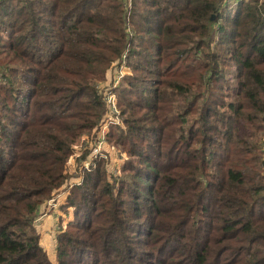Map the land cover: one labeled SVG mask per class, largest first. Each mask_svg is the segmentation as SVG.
<instances>
[{
	"label": "trees",
	"instance_id": "trees-1",
	"mask_svg": "<svg viewBox=\"0 0 264 264\" xmlns=\"http://www.w3.org/2000/svg\"><path fill=\"white\" fill-rule=\"evenodd\" d=\"M263 139L264 0H0V264H264Z\"/></svg>",
	"mask_w": 264,
	"mask_h": 264
},
{
	"label": "rangeland",
	"instance_id": "rangeland-1",
	"mask_svg": "<svg viewBox=\"0 0 264 264\" xmlns=\"http://www.w3.org/2000/svg\"><path fill=\"white\" fill-rule=\"evenodd\" d=\"M114 96H113V100H112L113 102H111L109 104L110 110L115 109L114 108V103H115L114 102L115 101ZM110 116H111V118L109 120L105 121L103 127H101L99 133L97 134L98 137H96L95 139H92V138L88 137L87 135H84V136L80 137V139L76 142V144H74V147H73L74 152H73L72 156H70V158L67 162L68 171L73 173V175H71L68 178V181L70 179L73 180L74 178L76 179V178L80 177L82 162L85 159H81L79 161V164H77L78 159H76V158L80 157L82 155V153L87 149H89V153H88L89 155L92 154L91 151L94 152L93 145L97 144L98 140L101 137L100 135H102L104 133V131L108 128L107 122L108 121H111L113 123H119L120 122L121 118L119 115H118V117H115V115L110 114ZM241 127H243V126H241ZM102 129H104V130H102ZM244 129H246L245 130L246 134L250 135V132L252 131V127L249 125H246ZM110 153L112 155L114 154L113 151H110ZM115 157L117 158V161H115V163L113 161L114 159H112V158H111L112 159L111 161H108L109 168L113 169V168H115V165H117L118 162L120 163L119 155H115ZM77 165H78V167H77ZM112 165H113V167H112ZM261 167L264 169V165H262ZM63 191L64 190H61V188L58 189L50 199L43 202L41 204V206L38 208V212H37V214L33 220V225H34L35 231L39 235V244L42 247L43 251L45 252L47 259L52 264H57L56 263V254H57L58 248H57L56 234H57V232H60L61 228H65V226H64L65 220L69 217H72V207H69V209H71L70 213L68 212L69 214H67V213L62 214V211L64 212V210H62V211L60 210V209H62L61 206L64 204L61 201V200H63L62 199L63 198ZM204 212H206V210H204ZM203 214L204 213H200L199 216H203Z\"/></svg>",
	"mask_w": 264,
	"mask_h": 264
},
{
	"label": "built area",
	"instance_id": "built-area-1",
	"mask_svg": "<svg viewBox=\"0 0 264 264\" xmlns=\"http://www.w3.org/2000/svg\"><path fill=\"white\" fill-rule=\"evenodd\" d=\"M122 75H123V70H122V65H120L119 67H118V69H117V72H116V76H117V79H116V81H115V83L114 84H117L118 83V81L120 80V78L122 77ZM113 96H114V93H111L109 96H108V102L109 103H111V102H113L112 100H113ZM115 97V96H114ZM116 109H112V111H115ZM102 130H104V129H102ZM102 142H103V140H100L99 141V147H100V145L102 144ZM261 155H262V160H263V162H264V139L262 140V142H261Z\"/></svg>",
	"mask_w": 264,
	"mask_h": 264
},
{
	"label": "crops",
	"instance_id": "crops-1",
	"mask_svg": "<svg viewBox=\"0 0 264 264\" xmlns=\"http://www.w3.org/2000/svg\"><path fill=\"white\" fill-rule=\"evenodd\" d=\"M79 180H80V177H79V178H76V179L74 178L73 180H71V182H69L68 185L70 186V185L72 184V182H74V181H79ZM67 193H68V187L65 188L64 191H63V198H62L63 200H61L62 203H65L64 200H65V198H66ZM60 205H61V204H60ZM59 209H60V208H59ZM60 210L62 211L63 209H60ZM70 210H71V209L68 208L66 213L69 214V213H70ZM68 212H69V213H68ZM63 213L65 214V211H64V212L62 211V214H63ZM70 218H71V217L67 218V219L65 220V223H66V221H67L68 219H70ZM59 219H60V218H59ZM65 223H64V224H65Z\"/></svg>",
	"mask_w": 264,
	"mask_h": 264
}]
</instances>
